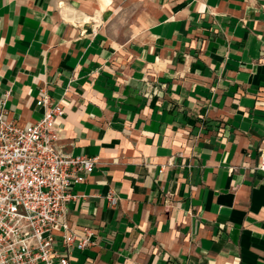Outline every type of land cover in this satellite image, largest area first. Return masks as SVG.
Returning a JSON list of instances; mask_svg holds the SVG:
<instances>
[{"label":"crops","instance_id":"1","mask_svg":"<svg viewBox=\"0 0 264 264\" xmlns=\"http://www.w3.org/2000/svg\"><path fill=\"white\" fill-rule=\"evenodd\" d=\"M42 88L64 152L97 158L71 264H264V0H0L9 118Z\"/></svg>","mask_w":264,"mask_h":264},{"label":"built area","instance_id":"2","mask_svg":"<svg viewBox=\"0 0 264 264\" xmlns=\"http://www.w3.org/2000/svg\"><path fill=\"white\" fill-rule=\"evenodd\" d=\"M87 20L99 26L97 18ZM36 103L44 107L42 116L20 126L9 118L6 99L0 100V264H71L70 250L90 243L88 232L71 226L67 206L97 158L64 152L58 142L62 102L53 103L42 88ZM109 200L115 205L117 197L110 193Z\"/></svg>","mask_w":264,"mask_h":264}]
</instances>
